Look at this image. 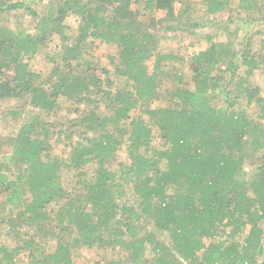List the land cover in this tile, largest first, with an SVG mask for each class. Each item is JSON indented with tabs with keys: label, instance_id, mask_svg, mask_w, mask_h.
<instances>
[{
	"label": "trees",
	"instance_id": "16d2710c",
	"mask_svg": "<svg viewBox=\"0 0 264 264\" xmlns=\"http://www.w3.org/2000/svg\"><path fill=\"white\" fill-rule=\"evenodd\" d=\"M184 1L59 0L49 22L52 26L39 22V34L0 27V100L29 96L38 111L15 135L0 137V197H5L6 206H22L15 223H27L41 233L55 214L61 230L77 231L73 243L57 237L54 250L46 254L33 240H18L11 251L0 246V264L12 262L26 249L27 264H74L72 244L124 252V259L103 264H264V157L258 172L248 176L244 170L248 145L253 150L264 146V99L255 98L257 88L242 80L237 83L247 103L258 104V119L252 122L243 111L213 106L210 98V90L223 78L211 75L213 67L226 63L221 73L238 69L237 54L230 46L219 42L194 54L189 63L194 88H178L170 93L168 106L144 110L161 133L162 148L147 153L152 128L142 116H130L141 101L155 97L166 57L156 55L149 72L146 61L157 44L151 30L157 23H167L164 27L172 30L170 23L186 14L185 8L176 12L175 4ZM203 1L210 15L233 2ZM133 3L140 4L143 12L131 9ZM238 6L254 11L256 1L238 0ZM23 7L20 0H0V12ZM160 10L165 12L163 18L150 17L147 23L138 19ZM69 14L77 22L74 37L66 33L71 29L64 23ZM53 33L60 38V50L49 57L53 66L42 79L26 58L36 55ZM95 40L119 47L120 60L112 72L90 58L89 47ZM239 64L247 71L264 69V54L243 52ZM112 74L124 79L131 90L114 89ZM99 103L108 115L97 113ZM63 104L73 107L72 130H84H78L82 141L71 145L68 160L48 157V152L51 137L68 133L69 126L57 130L42 114L61 113ZM82 104L93 107L83 109ZM89 132L97 136L89 137ZM122 144L128 162L112 170L106 161ZM10 163L16 172L13 178ZM90 163L96 164L90 179L66 191L61 171L75 168L82 178L80 170ZM124 184L129 185L134 204L119 202ZM51 204L59 207L55 213L48 209ZM156 231L166 234L168 242L154 238ZM243 233L241 244L236 238ZM148 243L150 259L145 256ZM38 250L40 257L35 256Z\"/></svg>",
	"mask_w": 264,
	"mask_h": 264
},
{
	"label": "rangeland",
	"instance_id": "374dc122",
	"mask_svg": "<svg viewBox=\"0 0 264 264\" xmlns=\"http://www.w3.org/2000/svg\"><path fill=\"white\" fill-rule=\"evenodd\" d=\"M15 1V0H13ZM25 4V7L19 9H11L5 12H0V27L9 26L14 30H26L30 34H39V22L44 21L47 25L52 26L49 22L55 16L57 4L59 0H20ZM253 1V0H252ZM256 6L254 11H246L238 6V0H233L223 11L210 15L205 11V3L203 0H186L185 3H176L175 10L179 12L180 9L185 8L186 14L180 15L177 21L171 22L172 30L166 29L164 26L167 23H157L154 29H150L157 37V44L153 48V53L150 59L146 61L149 72L153 70L154 60L156 55L165 54L166 57L161 61L162 73L157 79V93L152 100L141 101L138 106L130 111L131 117L142 116L148 125L152 128L153 138L151 148L147 153L151 154L153 148H162L163 141L160 138V131L153 123L151 118L144 112L146 108L166 107L170 103V93L178 88L193 89L194 78L193 71L189 63L191 57L199 51L207 50L212 44L222 42L230 46V50L237 54L234 59L238 69L234 72L221 73L220 69H224L226 63L217 64L213 67L211 75L222 76L215 88L211 89V104L216 107L227 108L230 110L243 111L249 121H257L259 108L258 104L253 100L247 103L243 87H238L237 83L242 82L257 88L258 93L255 98L264 99V69L260 66L253 71H247L241 63L242 53L250 50L251 54H264V0H254ZM12 2V1H11ZM140 4L133 3V10L143 12ZM183 6V7H182ZM27 7V8H26ZM34 12L31 14L30 10ZM164 11H156L153 15L145 13L139 15L138 19L141 22H148L150 17L163 18ZM65 25L71 29L66 32L71 37H74L77 31V22L74 15L69 14L65 20ZM166 24V25H165ZM45 25H42V27ZM193 26H195L193 28ZM207 37H212L213 40L208 41ZM60 38L57 34H51L46 41L44 47L31 58H26L30 69L41 75L42 79L50 73L53 62L49 57L55 56L59 52ZM89 56L96 64L109 69L111 72L119 63V47L114 43L106 44L99 40H95L91 47H89ZM246 54V53H245ZM170 56V57H169ZM227 57L226 54L223 55ZM228 58V57H227ZM96 74H100L96 71ZM114 79V89L120 91L131 90L129 85L125 84L124 79L112 74ZM29 96L22 98H7L0 100V137L7 138V136L15 135L20 129L21 125L33 117V112H38L32 104H30ZM100 104V103H99ZM62 112L55 115L42 113L44 118L49 117L53 121V125L63 130L69 126L68 133L53 135L49 141L48 157H57L62 160H68L71 150V145L78 141H82V136L70 127V119L74 116L73 107L66 104L62 105ZM81 108H92V105H80ZM97 113L100 116L108 115L109 110L104 104H100L97 108ZM39 112H41L39 110ZM43 117V116H42ZM75 129V128H74ZM80 132H84L83 129ZM89 137L95 138L97 134L89 132ZM70 137V139H69ZM249 146V155L245 157L244 170L248 176L252 172H258L257 168L262 164L264 157V146L253 150ZM128 162L126 145L122 144L107 161L106 165L112 170H117L120 163ZM9 167L11 178L16 175L13 164ZM163 168V165H160ZM96 168L95 163L86 164L82 167L80 172L84 175L79 178V171L75 168L63 169L61 171V182L66 191L72 192L77 189L78 183L90 179L93 170ZM123 196L119 199L120 203H135V197L131 195V189L128 184H124L121 188ZM76 192V191H75ZM5 197H0V246L11 251L17 246L18 240L35 241L39 244L42 253L52 252L56 246V238L59 237L63 241L73 243L77 236V231L74 227L67 230H61L57 225V221L53 219L51 224L45 227V232L38 233L34 227L27 223H15L17 220V211L22 210V206H6ZM58 205L51 204L48 209L55 211ZM151 228V225H148ZM148 231L145 230L144 233ZM56 237H52L51 234ZM243 234L237 236V241L242 244ZM154 238L168 242V237L164 233L157 232ZM38 250L35 253L36 257L42 254ZM72 260L74 264H94L104 262L112 259H124V252L119 248H106L100 245H94L91 248L72 244L71 248ZM3 252L0 253V257ZM145 256L152 258V245L150 243L146 246ZM29 260L28 250H23L19 254L14 255L12 262L3 260V264H27Z\"/></svg>",
	"mask_w": 264,
	"mask_h": 264
}]
</instances>
